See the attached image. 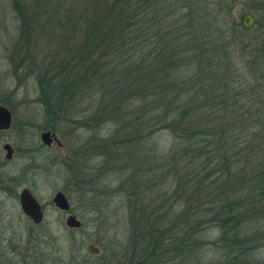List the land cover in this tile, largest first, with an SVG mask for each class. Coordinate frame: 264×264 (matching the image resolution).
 Segmentation results:
<instances>
[{"label":"rangeland","instance_id":"1","mask_svg":"<svg viewBox=\"0 0 264 264\" xmlns=\"http://www.w3.org/2000/svg\"><path fill=\"white\" fill-rule=\"evenodd\" d=\"M82 3L75 11L70 0H0V104L13 117L11 130L0 134V165L5 163L4 144H11L15 153L0 171L5 172L0 183V264H126L142 254L143 258L151 256L144 233L154 229L166 230L169 241L164 259L158 263L143 259L144 264L219 263L223 258L215 243L219 229L204 223L202 201L209 195L206 188L216 186L215 180L222 194L215 190L214 195H223L219 200L230 197L225 175L219 172L222 166L189 165L180 152L183 142L167 130L143 141L141 100H135L118 118L105 113L109 107L101 103L96 89L78 86L80 93L75 96L68 91V84L60 85L58 77L55 86L40 83L48 81L52 66L47 65L48 60L58 63L67 56L69 46L84 43V31L77 26L85 13L86 4ZM179 5L177 25L183 33L197 29L189 5L185 0ZM199 5L205 6L203 15L208 17L204 33L224 37L219 41L226 42V55L239 72L246 73L242 64L247 53L237 42L229 43L230 29L244 12L253 16L249 9L256 8V3L206 0ZM22 16L30 22L29 37ZM180 42L186 43L187 49L193 43L190 36ZM115 61L130 64L126 58ZM44 94L49 95L48 110L40 102ZM65 107L70 112L63 110ZM79 115L83 119L76 124ZM46 131L55 134L63 146L43 145L40 135ZM129 141L136 143L127 147ZM231 169L235 174L234 167ZM9 178L13 180L7 182ZM199 180L206 189L201 194L203 200L195 191ZM234 185V190L241 191L242 185ZM23 189L42 206L43 220L38 225L21 211ZM57 192L67 198V212L52 203ZM69 215L81 223L80 228L66 226ZM197 219V228L182 240L189 249H183L180 230ZM89 245L98 253L90 254ZM256 252L264 261V247Z\"/></svg>","mask_w":264,"mask_h":264},{"label":"trees","instance_id":"2","mask_svg":"<svg viewBox=\"0 0 264 264\" xmlns=\"http://www.w3.org/2000/svg\"><path fill=\"white\" fill-rule=\"evenodd\" d=\"M204 1L185 0L197 29L183 33L176 16L184 0H70L75 5L71 10L77 11L80 2L86 4L77 25L84 31V43L69 46L67 56L58 63L48 60L47 65H52L48 81L40 83L55 86L58 77L60 85L68 84L75 96L80 93L78 86L96 89L101 103L109 107L105 113L118 118L135 100H141L143 141L167 130L183 142L180 152L189 165L222 166L219 172L225 175L230 197L219 200L223 195H214L215 190L222 194L215 180L216 186L206 188L209 195L202 201L204 223L220 233L215 243L223 258L217 264H264L256 252L264 247V0H252L256 8L249 9L255 19L251 30L245 31L237 21L230 29L229 43L237 42L247 53L242 64L246 73L239 72L226 55V42L219 41L224 37L202 30L208 24L205 6L199 5ZM202 19L205 22L200 23ZM23 23L29 28V37L30 22L23 18ZM51 23L52 19L48 26ZM56 24L63 29L61 21ZM69 29L72 31L71 25ZM188 36L193 43L187 49L186 43L177 41ZM121 58L130 64L115 61ZM49 100L48 94L40 98L46 110L51 106ZM82 119L79 115L74 123ZM133 142L125 145L133 146ZM234 183L242 185L241 191L234 190ZM202 186V180L195 183L200 200L206 191ZM199 222L181 228L183 249H189L182 242L184 236ZM152 231L144 233L151 256L143 258L142 254L126 264L164 259L169 241L166 230Z\"/></svg>","mask_w":264,"mask_h":264},{"label":"water","instance_id":"3","mask_svg":"<svg viewBox=\"0 0 264 264\" xmlns=\"http://www.w3.org/2000/svg\"><path fill=\"white\" fill-rule=\"evenodd\" d=\"M240 24L242 29L249 31L254 27L255 19L249 12H244L240 16ZM11 114L7 108L0 105V130H7L10 126ZM40 140L43 145L50 147L55 144L57 147H61L62 144L59 142L55 134L46 131L41 133ZM4 150L7 151V158H11V148L9 145L4 146ZM20 208L22 213L29 218L32 223L38 225L43 220V210L39 202L35 199L32 193L28 189H23L20 193L19 198ZM52 203L55 208L62 212H67L70 208L69 202L62 192H57L52 198ZM66 226L68 228L78 229L81 223L72 215H69L66 219ZM90 254H97L98 250L93 245L88 246Z\"/></svg>","mask_w":264,"mask_h":264},{"label":"flooded vegetation","instance_id":"4","mask_svg":"<svg viewBox=\"0 0 264 264\" xmlns=\"http://www.w3.org/2000/svg\"><path fill=\"white\" fill-rule=\"evenodd\" d=\"M1 106H4V105H2V104H0ZM6 108V107H5ZM9 111V110H8ZM10 112V111H9ZM10 114H11V112H10ZM13 127V117H12V114H11V121H10V126H9V128L7 129V130H0V134H4V133H6V132H9L10 130H11V128ZM6 145H9L10 146V148H11V158H7V151H5L4 150V146H6ZM3 150H4V152H5V163L4 164H7V163H9L11 160H12V158H13V156H14V149H13V147L11 146V144H9V143H6V144H4L3 145ZM0 165V171H3V168L5 167V166H7V165ZM3 173V174H2ZM2 173H0V183L2 182L1 180H3V178H5V172H2ZM11 178V177H10ZM7 179V182L8 181H12L13 180V178L12 179ZM42 207V206H41ZM43 210V209H42ZM13 250V249H12Z\"/></svg>","mask_w":264,"mask_h":264}]
</instances>
